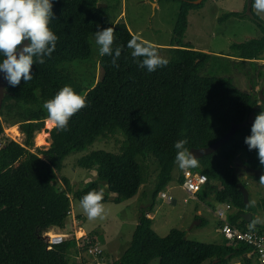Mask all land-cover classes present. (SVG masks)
Returning a JSON list of instances; mask_svg holds the SVG:
<instances>
[{"label":"trees","instance_id":"obj_1","mask_svg":"<svg viewBox=\"0 0 264 264\" xmlns=\"http://www.w3.org/2000/svg\"><path fill=\"white\" fill-rule=\"evenodd\" d=\"M191 1H178L167 66L149 73L131 57L127 43L133 35L127 26L108 20L112 5L98 8V0H53L54 19L49 27L58 36L55 51L44 64H33L31 81L25 83L22 79L16 87L7 85L0 111V264H79L73 259L77 254L74 240L47 250L43 233L65 229L70 195L80 201L89 191H103V186L113 195L110 199L103 191V204H119L135 197L145 184L141 161L149 158L157 167L149 206L140 209L129 246L110 264H150L154 259L159 264H228L232 259H239L240 264H258L246 244L195 242L177 229L160 237L148 216L179 169L174 163L176 141L187 138L189 150L204 148L232 126L240 125L217 151L199 158V166L192 170L207 176V188L213 181L221 182L213 199L235 210L228 216L231 224L245 228L248 223L240 217L245 212H252L255 218L254 209L243 202L237 188L238 182L246 188L247 184L233 160L238 157L246 167L264 170L256 150L249 151L244 144L251 129L246 119L257 99L237 88L231 78L199 75L210 55L184 44L183 37L189 11L202 6L205 0L199 5ZM249 12L262 36L231 46L238 51L240 63L261 59L264 50V22L252 12L251 3ZM243 15L231 12L219 20ZM97 25L101 30L115 29L112 47L121 46L122 51L116 60L118 67L112 65V56L98 54L101 78L84 86L70 66L91 61V38ZM66 85L85 96L88 106L70 118L68 131L54 127L49 131L47 148L34 149L35 136L47 119L42 105ZM4 123L19 126L22 143L4 135ZM115 133L124 138L117 153L95 150L76 161V167L95 172L94 180L74 192L65 177L57 183L67 156ZM260 201L259 208L264 211V194ZM200 225H205L204 220ZM263 228L257 225L254 231L264 233Z\"/></svg>","mask_w":264,"mask_h":264},{"label":"rangeland","instance_id":"obj_2","mask_svg":"<svg viewBox=\"0 0 264 264\" xmlns=\"http://www.w3.org/2000/svg\"><path fill=\"white\" fill-rule=\"evenodd\" d=\"M178 1L98 0V4L112 5L108 13L110 22L121 21L135 36L160 44L162 47L158 48L157 51L161 57L168 59L171 57V51L168 49L170 46L167 47V45L170 44L173 36L172 31L179 8ZM250 3L251 10L255 14L252 8V0H205L202 6L189 11L183 43L191 46L194 50L210 55V60L199 72L200 76L231 78L237 88L254 94L257 104L246 119L252 125L255 116L264 111V102L259 97L260 92L264 96V50L260 56L261 59L240 63L238 51L231 49L234 44L259 39L262 36L252 14L249 12ZM153 4H157V7ZM122 12L123 15H121ZM231 12L243 13L244 15L241 18L230 17L223 21L219 20V18ZM120 15L121 17L118 18ZM257 17L264 22V16ZM91 45L93 57H91V61L70 66V71L81 78V83L85 82L84 86L101 78V69L97 62L99 56L98 46L95 43L94 36L91 38ZM47 121L48 119L44 121L43 129L35 136L34 149H45L50 144L49 131L53 127L48 129ZM4 128H6L12 139L22 143L23 135L20 133L17 124L10 126L4 123ZM38 137L42 138L41 145H38ZM123 141V136L120 133H115L96 139L92 145L82 151L71 153L63 161V169L57 176V183L59 184L61 178L65 177L71 185V191L82 189L86 183L94 180L95 172L76 167V161L95 150L117 153ZM141 164L144 168L145 184L140 187L135 197L119 204L109 201L104 204V219L89 220L81 209L79 201L74 200L70 195L72 216L67 217L65 229L54 230L69 235L75 233V226L78 235H80L79 233H85L95 237L104 250L108 260L107 264L118 260L130 244L140 209L148 208L150 203L149 198L153 189L157 167L151 158L143 163L141 161ZM173 176L174 179L162 191L168 193L171 202L166 203L160 198L161 192L151 213L153 215H148L150 218L153 217L152 228L156 234L164 237L169 230L177 229L183 231L185 237L191 241L225 244L218 229L220 223L217 222L215 215L218 210L224 209V206L216 203L213 199L216 191L222 186L221 182L213 181L211 182V188L203 187L198 194L191 197L181 187L180 170L176 168ZM241 178L247 183L248 202L253 200L256 202L255 206L252 207L255 211L254 217L264 218V211L259 208L264 188L260 187L259 179L244 174L241 175ZM222 180L224 181L223 178ZM101 189L110 199L113 198V195L107 193L103 186H101ZM172 201H175V203ZM198 211L200 215H197ZM201 220H204L205 225L201 226L199 224ZM81 260L79 258L75 261H81L78 262L79 264H94L86 255H83ZM239 261V259H232L230 264H240ZM150 264H158V260L155 259Z\"/></svg>","mask_w":264,"mask_h":264},{"label":"clouds","instance_id":"obj_3","mask_svg":"<svg viewBox=\"0 0 264 264\" xmlns=\"http://www.w3.org/2000/svg\"><path fill=\"white\" fill-rule=\"evenodd\" d=\"M52 8L53 0H0V73L4 74L9 86H18L22 79L25 83L31 81L33 64H44L45 58L55 51L58 36L49 27L54 19ZM252 8L257 16H264V0H252ZM97 29L93 35L99 55L112 56V65L118 67L116 60L121 55L122 47H112L115 29L108 27L101 30L99 25ZM25 41L28 42L26 45ZM127 48L131 49V57L138 67L149 73L168 64L156 46L140 36L134 35L128 41ZM87 106L86 97L67 85L42 105L47 119L57 131H68L70 118ZM187 144L188 140L184 138L173 145L176 152L174 163L182 171L199 166V159L189 151ZM244 144L249 151L256 150L259 164L264 168V111L255 116ZM258 183L264 188V175H261ZM103 199V191L96 190L89 191L81 198L80 207L89 220L105 218ZM255 203L254 200L250 201L249 207H254ZM259 224H264V218H252L248 223L249 231H254Z\"/></svg>","mask_w":264,"mask_h":264},{"label":"built area","instance_id":"obj_4","mask_svg":"<svg viewBox=\"0 0 264 264\" xmlns=\"http://www.w3.org/2000/svg\"><path fill=\"white\" fill-rule=\"evenodd\" d=\"M4 135L15 141L10 137L9 133H7L6 128H4ZM179 170L181 174V187L191 197H194L203 189V187H206L208 178L205 174L199 171H193L192 169L183 171L181 169ZM160 198L166 203L171 202V199L166 192H162ZM223 206L224 209L218 210L215 215L220 223L218 229L224 243L230 246L238 244H246L247 246H250L257 258V263L264 264V233L249 231L248 227L241 229L237 225L231 224L228 220V216L232 211V207L229 204H223ZM68 216H72L71 209L67 212V217ZM74 230L75 233L69 235L63 232H56L54 229H49L44 232L43 237L46 243V249L51 250L52 247L62 244L67 240H74L77 249V254L74 256L75 260H79V258L81 260L82 256L86 255L94 264H107L108 260L104 254V250L95 237H91L85 233H79L80 235H78L75 226ZM81 261L78 262L80 263Z\"/></svg>","mask_w":264,"mask_h":264},{"label":"water","instance_id":"obj_5","mask_svg":"<svg viewBox=\"0 0 264 264\" xmlns=\"http://www.w3.org/2000/svg\"><path fill=\"white\" fill-rule=\"evenodd\" d=\"M201 1L202 0H193V1H191V3L193 5H198L201 3ZM97 7L101 8V7H105V5L98 4ZM27 43L28 42L25 41L24 45H26ZM7 85H8V83L4 79V74L0 73V111L2 108L4 97L7 94V91H4L7 88ZM259 95H260L259 96L260 100L264 102V96H263L262 92H260ZM239 126H232L230 128V130L223 137H221L220 139H218L216 142L212 143L208 147L198 148V149H190L189 151L193 152L194 155H196L198 159L203 157V156L210 155V154L214 153L215 151H217V149H219L222 144H224L226 141H228L232 137L234 132L237 130V128H239ZM233 166L236 170H238L240 172L241 175L244 174L246 176L255 177L257 179H260L261 175H264V170H258V169H252V168L246 167L243 164V162L240 160V158H238V157H236L233 160ZM237 188L243 197V202L245 204H248L249 203L248 202L249 195H248V191H247L246 187L241 182H238ZM173 203H174V201H173ZM240 217L245 222L249 223L250 220L252 219V213L251 212H245V213L240 214ZM184 238H186V237H184Z\"/></svg>","mask_w":264,"mask_h":264},{"label":"crops","instance_id":"obj_6","mask_svg":"<svg viewBox=\"0 0 264 264\" xmlns=\"http://www.w3.org/2000/svg\"><path fill=\"white\" fill-rule=\"evenodd\" d=\"M153 6H155V7H157V4H153ZM121 15H123V12L121 13ZM121 15L120 16H118V18L119 17H121ZM130 31V30H129ZM131 32V31H130ZM131 34L134 36V34L131 32ZM153 43V42H152ZM157 48H161L162 46L160 45V44H157V43H153ZM167 47H169V45H167ZM253 61V60H252ZM252 61H249V62H252ZM244 181V180H243ZM171 183V182H170ZM246 183V182H245ZM247 184V183H246ZM159 199V198H158ZM173 202V201H172ZM174 203H175V201H174ZM235 212V210L234 209H232V211L230 212V214H232V213H234ZM229 214V215H230ZM151 215H153V214H151ZM197 215H200V212L198 211V214ZM153 218V217H152ZM218 222V221H217ZM199 224H201V221L199 222ZM259 225H261V226H263L264 227V225H262V224H259ZM245 227H248V225H246ZM218 228H219V225H218ZM264 229V228H263ZM60 230V229H59ZM220 232V231H219ZM96 234H99V233H96ZM221 235V234H220ZM221 238H222V236H221ZM222 240H223V238H222ZM155 260V259H154ZM158 260V259H157ZM240 262V261H239ZM206 263H209L208 261H205L204 263H202V264H206ZM158 264H159V260H158ZM228 264H230V262L228 263ZM236 264H239V263H236Z\"/></svg>","mask_w":264,"mask_h":264},{"label":"bare ground","instance_id":"obj_7","mask_svg":"<svg viewBox=\"0 0 264 264\" xmlns=\"http://www.w3.org/2000/svg\"><path fill=\"white\" fill-rule=\"evenodd\" d=\"M52 127H53V125H52V124L50 123V121L48 120V121H47V128H48V129H51ZM12 128H13V127H12ZM12 128H11V129H12ZM13 129H14V128H13ZM41 139H42L41 137H38V139H37L38 145H41V144H42L43 141H42Z\"/></svg>","mask_w":264,"mask_h":264}]
</instances>
